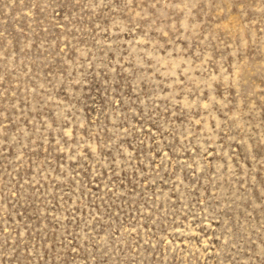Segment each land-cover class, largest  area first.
<instances>
[{"label": "rangeland", "instance_id": "1", "mask_svg": "<svg viewBox=\"0 0 264 264\" xmlns=\"http://www.w3.org/2000/svg\"><path fill=\"white\" fill-rule=\"evenodd\" d=\"M0 264H264V0H0Z\"/></svg>", "mask_w": 264, "mask_h": 264}]
</instances>
